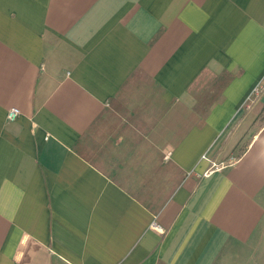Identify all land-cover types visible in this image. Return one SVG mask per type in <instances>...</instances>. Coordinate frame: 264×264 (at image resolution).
I'll list each match as a JSON object with an SVG mask.
<instances>
[{
	"label": "crops",
	"instance_id": "obj_1",
	"mask_svg": "<svg viewBox=\"0 0 264 264\" xmlns=\"http://www.w3.org/2000/svg\"><path fill=\"white\" fill-rule=\"evenodd\" d=\"M263 79L264 0H0V264H264Z\"/></svg>",
	"mask_w": 264,
	"mask_h": 264
},
{
	"label": "rangeland",
	"instance_id": "obj_2",
	"mask_svg": "<svg viewBox=\"0 0 264 264\" xmlns=\"http://www.w3.org/2000/svg\"><path fill=\"white\" fill-rule=\"evenodd\" d=\"M229 78V74L226 73L206 75L200 83L194 86V93L201 109H207L212 102L221 98V91Z\"/></svg>",
	"mask_w": 264,
	"mask_h": 264
},
{
	"label": "built area",
	"instance_id": "obj_3",
	"mask_svg": "<svg viewBox=\"0 0 264 264\" xmlns=\"http://www.w3.org/2000/svg\"><path fill=\"white\" fill-rule=\"evenodd\" d=\"M264 86V79H263V82H261L257 87H256V89H255V94H257L259 91H260V89H262V87ZM249 99H250V97H249ZM21 113V111H20V109L19 108H17V107H13V108H11L10 110H9V112H8V118L9 119H15L19 114ZM157 228H159V229H162V228H160V226L159 225H155Z\"/></svg>",
	"mask_w": 264,
	"mask_h": 264
}]
</instances>
